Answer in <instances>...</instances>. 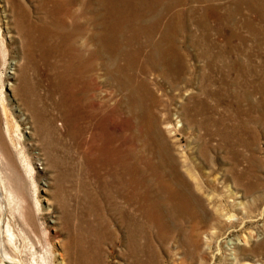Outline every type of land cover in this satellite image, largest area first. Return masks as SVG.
Instances as JSON below:
<instances>
[{"label": "rangeland", "instance_id": "obj_1", "mask_svg": "<svg viewBox=\"0 0 264 264\" xmlns=\"http://www.w3.org/2000/svg\"><path fill=\"white\" fill-rule=\"evenodd\" d=\"M109 1L0 0V86L13 109L24 96L35 102L51 123L52 153L59 161L51 167L38 160L42 135L34 134L37 144L31 145L33 128L21 122L34 171L29 174L19 161L8 174L1 168L6 194L13 196L8 202L0 192V214L10 216L17 232H28L11 254L24 264H180L185 239L212 242L216 254L226 238L239 236L248 243L239 264H264V0H197V19L206 7L209 17L230 24L209 18L211 29L179 35L194 69L192 84L172 88L156 67L138 74L137 64L128 80L133 100L103 66L88 73L64 60L66 40L93 49L90 34L115 16ZM80 28L83 34L73 35ZM192 34L211 48L222 45L225 62L237 68L221 61L208 68L198 56L202 49L189 42ZM93 74L99 89L92 94ZM170 170L193 186L197 180L217 200L219 221L194 224L190 215L174 216L150 202L164 195L156 185L145 189L143 174L154 182ZM134 213L140 215L133 225L138 251L131 257L127 229ZM229 221L234 227L228 228Z\"/></svg>", "mask_w": 264, "mask_h": 264}, {"label": "bare ground", "instance_id": "obj_2", "mask_svg": "<svg viewBox=\"0 0 264 264\" xmlns=\"http://www.w3.org/2000/svg\"><path fill=\"white\" fill-rule=\"evenodd\" d=\"M108 2L110 3L109 0ZM195 2H197V0H112L111 4L113 5L111 6H112V11H115L114 12L115 16L110 18V20L108 21L109 23L103 24V29L101 30V32L93 31L90 34V40L94 44L93 49L89 50L87 47L77 48L75 47V45L69 44L68 40H66L67 45L65 46L66 48H64V60L67 62L65 63L71 64L73 67H76V68L81 67L88 73L95 72V70H97L98 65L103 66L107 76L111 77V80H115L118 84L117 86H119L120 89H123V90L128 89L127 90L128 93L126 96L128 100L133 97V93H134V86H130L128 84V80H130V77L132 80V76H130V73L134 71V66H136L137 64H138V71H137L138 74L140 73L146 74V70L148 68L151 69V66H152L153 68L156 67L159 70V72L162 73V75L165 77V80L169 82L172 88H176V87L180 88V86L182 85L187 86L191 83L190 81L191 79H189L188 76L191 74V72L194 71V69L187 62L188 54L184 52L182 46H180L179 44L180 43L179 35L192 32L194 28L196 30V28L200 26H203L206 28V30L207 29L209 30L211 29L210 28L211 21L209 20V18H211L212 20L215 19L214 16L209 17L210 15L208 11L209 9H205L206 8L205 6L203 10L204 18H202L199 15L200 18L197 19L196 18L197 10L194 5ZM203 2L201 1V3ZM197 3H199V1ZM106 7H108V5H106ZM105 9L106 8H104V10ZM92 19H93V16H92ZM240 20L238 19V22H240ZM103 21L104 20H102V23ZM215 21L218 23L219 22L222 23L223 21H225L227 24H230L229 20L226 18L218 19V21L215 19ZM248 26L250 25L248 24ZM81 31L83 34V30H81L80 28L73 35H76V36L78 34L80 35ZM230 31H233V30H230ZM257 36H259V34ZM232 37L234 38L233 35ZM189 38H190L189 42H191V44L194 45V47L196 46L202 49L198 53V56L206 59L207 61L206 66H208V68L215 70L216 67L219 66L218 63L220 61L222 62L225 68L232 69L231 66L233 67L232 70L237 68L236 64L230 65V63L225 62L227 59L225 55L227 50H224L225 48L222 45L218 46L216 43L212 42L214 44L212 45V48H211L210 44H208L207 46L206 43H201L204 41L203 38H199L198 36H195L194 34L189 36ZM227 38L226 40H228ZM75 39H78V38H75ZM211 39L212 38L208 40L212 41ZM228 41L230 42L231 39H229ZM254 42L256 41L254 40ZM220 43L222 44L223 42H220ZM214 48L219 49L218 50L219 55L215 54V52L213 51ZM231 48H234V47H231ZM235 51L237 50L235 49ZM68 52H70L71 55ZM237 57L239 58V55H237ZM239 69L241 70V68ZM242 69L246 70L244 66ZM97 79L95 77V74H93L91 78L92 94L94 91L99 89L98 88L99 81H97ZM138 82H141V84L143 85L142 81H138ZM3 88L4 86L1 85L0 86V192L2 193L4 198H6V201H8L9 199H11V196L13 195L11 193L10 195L6 194L7 190L5 188V181L2 177L3 173H1V168L3 169L4 167L5 168L4 170H6L8 174L9 170H13L15 169V167L17 168L19 167L18 165V161H19V163L21 162L20 163L21 166L25 168V170H27L29 174L34 171L30 158H28L26 155V151L24 149L25 144H23L22 142L23 135L21 134V126H22L21 122H23L24 124H29L30 127L33 128V130L29 132L30 133L29 140L32 141L30 142L31 145L36 146L37 144L36 142H34L35 141L34 134L38 135L39 133L40 135H42L40 142L43 145V149H41L42 152L39 153L37 157L38 160L43 161L44 164L51 166V167H58L59 161L55 158V156L52 153L53 145L50 142L51 138H49L50 137L49 129L47 127L51 123L48 121H45V119L47 118H44L42 116L41 114L42 111L37 107L34 101L30 100V98L26 96H24L22 100L20 99L21 100L20 102H17L16 109L9 107L8 101L4 96ZM202 90L207 93V88L205 89L202 88ZM92 97L94 98L96 96L92 95ZM23 116L25 117L24 119L25 121H20L21 117ZM18 118L20 119L18 120ZM215 123H218V122L215 121ZM35 125L37 129H35L34 127ZM223 136L224 138H226L228 135L225 136V134H223ZM16 158L18 159L16 160ZM45 169H48V167L46 166ZM142 177H143V185L145 189L148 190L149 188L155 187L156 185L157 191H159L158 194L161 193L164 195V198L162 200H159L157 198H153L152 201L150 200V202L151 203L153 202L154 204H156L157 209L158 210L160 209V211L162 212L170 213V214H173L174 216H184L188 214L195 222L194 224H203V225L204 224L208 225L209 222L213 220H218L219 216H221L223 213L221 212L222 208L220 209V206H219L220 204L217 203V200L211 198V196L205 193L202 189V186L199 185L197 180H195L196 185L193 186L189 180H187L185 177H181L180 174L177 173V171L175 170H170V173L168 175L158 176L159 179L157 181L153 180L154 182H152V180L148 176L145 177L144 174ZM139 212L140 214H142V210H139ZM138 213H134L133 215H131V217H129L130 225H129V228L127 229V233H128L127 251H128V254L131 255V257L133 253L135 254V252L138 251L137 250L138 248L136 245L135 233H134L135 229L133 226L135 220L140 216ZM57 216L58 215H56V217ZM8 217L10 218V216ZM9 218L7 220L3 219L2 211H1V214H0V264H24L20 259L14 257V255L11 254V247L19 250V248L17 247V242H18L17 239L20 237V238H24V241H25L26 237H24L25 236L24 233H26L27 231L24 233L20 231L17 232L15 227L11 225V220ZM231 219H233V217H231ZM229 222L230 224L228 228L234 227L235 225L234 222L232 221H229ZM193 227L190 230L191 232L195 230ZM261 235H263L264 237V231L261 232ZM219 238L220 237L218 233L212 234V239L217 241ZM185 240L186 241L182 242V248H184L185 251L183 253L184 254L183 257L181 258L180 264H239L241 250L243 249L244 245L248 244L246 240H243L239 236L226 238L225 241H223L222 247L220 248L218 246V249H217L218 253L215 254L214 247L216 245L213 244L212 242L205 241V243L201 245L197 243L194 239H185ZM217 245H218V242H217ZM132 264H138V262L136 261V262H133Z\"/></svg>", "mask_w": 264, "mask_h": 264}]
</instances>
